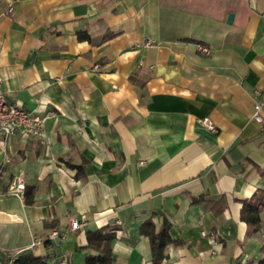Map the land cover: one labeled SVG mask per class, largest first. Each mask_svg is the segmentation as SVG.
<instances>
[{"label":"crops","instance_id":"crops-1","mask_svg":"<svg viewBox=\"0 0 264 264\" xmlns=\"http://www.w3.org/2000/svg\"><path fill=\"white\" fill-rule=\"evenodd\" d=\"M107 28L103 44L78 37ZM0 74L9 102L54 113L44 138L0 136L3 264L54 230L59 259L83 263L106 225L115 264H153L141 225L164 216L170 264H262L264 230L241 212L264 193V0H0ZM17 177L33 204L8 193Z\"/></svg>","mask_w":264,"mask_h":264},{"label":"trees","instance_id":"trees-1","mask_svg":"<svg viewBox=\"0 0 264 264\" xmlns=\"http://www.w3.org/2000/svg\"><path fill=\"white\" fill-rule=\"evenodd\" d=\"M115 36L116 33L109 28H107L103 35L98 39L94 38L87 31H80L78 33L80 40H86L91 45L103 44ZM81 175L82 169L79 167L77 177H80ZM24 198L27 204L34 203L33 193L25 192ZM211 200L215 202V199ZM211 200H205L202 197H199L195 198L194 202L207 205ZM241 218L247 223L251 234L264 230V193L256 194L251 199L243 201ZM54 220L48 224L50 225L49 227L57 226V224L55 225V222H53ZM171 228L172 222L165 216L160 225H156L152 218L146 220L141 225V233L146 235L150 241L153 264H161L167 257L166 250L168 246L176 243L171 236ZM78 230L80 229H77V231ZM116 231V228H112L109 225L96 229H88L86 231L87 244L81 248L88 252L85 256L84 264H115L116 255L113 250V242L116 238ZM43 244L48 250L44 256L38 255L35 248H30L19 254L18 259H16L13 264H61L64 256L59 259L53 245L50 246L52 240L48 238ZM261 263L264 264V260H262ZM4 264H10V258H8ZM68 264L70 263L68 262Z\"/></svg>","mask_w":264,"mask_h":264},{"label":"built area","instance_id":"built-area-1","mask_svg":"<svg viewBox=\"0 0 264 264\" xmlns=\"http://www.w3.org/2000/svg\"><path fill=\"white\" fill-rule=\"evenodd\" d=\"M14 7L11 4L8 8V12H13ZM199 51L202 53H209L208 47L204 45H199ZM256 95L261 96L259 90L256 91ZM264 108V98H260L254 107V117L258 121L262 122L264 120L261 111ZM53 112H47L44 115H36L35 113L28 111L24 108L21 103H11L8 101L5 91H4V78L0 74V136L8 139L14 135H21L22 137L35 136L39 138L45 137L44 127L47 121L53 117ZM201 125L208 128L212 132H218V128L215 123L209 118L204 117L200 120ZM26 192V183L25 180L21 177L15 178L9 185L8 193L18 197H23ZM86 224L85 221H80L77 218L71 220V228L77 230L82 228ZM202 235L210 239L211 242L215 241L214 234L209 233L208 231L202 230ZM60 235L58 230H54L50 236V239L58 237ZM44 243L42 239H34L29 248H35ZM19 254H15L10 257V264L18 259ZM247 259H242L237 264H247ZM69 259L67 256H64L61 264H68ZM0 264H3L0 261ZM162 264H170L167 259L163 261Z\"/></svg>","mask_w":264,"mask_h":264},{"label":"rangeland","instance_id":"rangeland-1","mask_svg":"<svg viewBox=\"0 0 264 264\" xmlns=\"http://www.w3.org/2000/svg\"><path fill=\"white\" fill-rule=\"evenodd\" d=\"M81 260H82V257H80V259H74V263L75 264H84V261H83V263H81Z\"/></svg>","mask_w":264,"mask_h":264},{"label":"water","instance_id":"water-1","mask_svg":"<svg viewBox=\"0 0 264 264\" xmlns=\"http://www.w3.org/2000/svg\"><path fill=\"white\" fill-rule=\"evenodd\" d=\"M233 16L232 15H230V19L232 18Z\"/></svg>","mask_w":264,"mask_h":264}]
</instances>
